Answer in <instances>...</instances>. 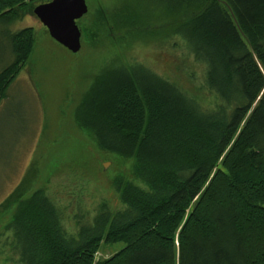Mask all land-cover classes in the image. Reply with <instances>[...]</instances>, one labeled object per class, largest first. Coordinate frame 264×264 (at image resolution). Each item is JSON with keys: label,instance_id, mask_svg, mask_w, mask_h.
Returning <instances> with one entry per match:
<instances>
[{"label": "trees", "instance_id": "trees-1", "mask_svg": "<svg viewBox=\"0 0 264 264\" xmlns=\"http://www.w3.org/2000/svg\"><path fill=\"white\" fill-rule=\"evenodd\" d=\"M49 1L0 0V21ZM153 7L143 16L137 5H100L81 26L85 43L177 39L201 68V96L142 64L103 66L74 120L118 165L130 163L132 179H110L121 207L80 210L68 232L61 209L26 174L0 205L16 264H264V0ZM34 42L32 27L10 35L0 101ZM118 242L121 249L95 259L102 244Z\"/></svg>", "mask_w": 264, "mask_h": 264}, {"label": "rangeland", "instance_id": "rangeland-1", "mask_svg": "<svg viewBox=\"0 0 264 264\" xmlns=\"http://www.w3.org/2000/svg\"><path fill=\"white\" fill-rule=\"evenodd\" d=\"M85 2L88 11L76 22L81 30V48L76 53L56 42L29 10L9 23L0 21V70L12 59L10 35L25 27H32L35 34L28 60L0 101V205L26 174H34L35 186L43 187L63 212L68 232L74 231V215L80 210L90 216L101 203L113 211L119 209L121 202L110 179L118 172L132 179L130 163L118 165L117 157L100 150L74 120L76 105L100 69L116 62L142 64L188 93L201 96V68L186 59L187 50L177 39L144 34L124 39L119 46L107 40L84 41L81 26L100 5L108 10L117 3L129 12L136 11L137 5L145 15L157 0ZM12 238L11 231L0 230V264H16ZM123 246V242L102 244L95 259L106 258Z\"/></svg>", "mask_w": 264, "mask_h": 264}, {"label": "water", "instance_id": "water-1", "mask_svg": "<svg viewBox=\"0 0 264 264\" xmlns=\"http://www.w3.org/2000/svg\"><path fill=\"white\" fill-rule=\"evenodd\" d=\"M87 11L85 0H51L33 9L49 35L72 53L81 48V30L76 21Z\"/></svg>", "mask_w": 264, "mask_h": 264}]
</instances>
